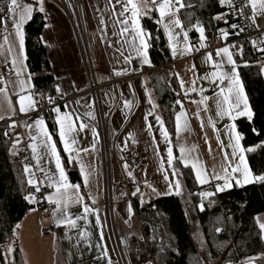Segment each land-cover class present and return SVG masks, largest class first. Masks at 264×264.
<instances>
[{"label": "snow or ice", "instance_id": "1", "mask_svg": "<svg viewBox=\"0 0 264 264\" xmlns=\"http://www.w3.org/2000/svg\"><path fill=\"white\" fill-rule=\"evenodd\" d=\"M221 8L227 6L230 9V14L236 15L243 20L249 21V26L254 30L259 31L261 29L258 18L264 20V0H217ZM200 7L204 6V0H199ZM197 5L194 0H104V7L101 9L99 6L94 8V11L100 12L99 19L100 25H102V36L107 35V29L112 28L111 35L115 37L114 42L112 40H101L102 43H106L109 48L114 49L113 60L115 65H121L120 67H113L112 74L114 76H124L130 73L141 71L136 67H130L133 60L139 61L140 65H148L152 67V61L149 57V49L153 46V40L159 39L158 36L154 37L153 34L142 25V19L153 17V13H157L158 17L155 22L162 26L164 34L168 37V49L171 52L172 58L175 59L179 54L181 56L190 54L193 51L199 52L200 49H208L209 46L206 43L207 37L205 36V26L199 18L193 22V13L188 11L195 8ZM181 10H185V21L187 25L179 17ZM250 10V14L246 12ZM38 11L40 13L45 12V0H35L33 3H23L22 0H2L0 3V27H2L4 33L5 43H9L8 35L10 34L9 24L14 30V36L16 38L15 43H9L8 54L11 56V67L9 73L15 75L16 80H5L4 75L0 74V94L5 96L7 108L5 114H0V120H9L7 128L3 135L9 137L11 140L12 148L9 149L10 155H19L20 149L17 147L21 143L19 133L15 134V138H12L10 133L17 126L25 127L29 130L28 139L29 143L27 147L31 150V159L34 163H27V158H24L23 171L26 176L25 181H21V193L22 198L28 204L39 203L40 200L46 201L49 205H54L52 208V216L55 220L57 227H64V238L69 241L71 248L77 250V254L82 258L83 251L81 246L87 249L89 252L96 249L97 255L93 257L94 260L101 261V264H114L109 251L104 243V228L106 222L102 221L99 215V209L94 207L96 199L93 197L90 190V178L92 171H86L85 166L81 162V153L87 154L90 150H95L96 141L99 139V133L95 124L92 123L96 119L94 115V100L86 102L81 105V99L67 100L68 93L64 91L59 84L54 86L56 95H51L46 92H36L35 86L32 84V74L28 73L25 77L26 60L25 55V33L24 25L30 21L33 17V12ZM104 13H107L105 18ZM229 13L217 12L210 17L216 22L224 21L228 23ZM45 28L48 24L45 23ZM179 29V31H176ZM231 30H237L230 32L227 29H218L220 33V39L226 41L230 34L239 36L245 31V28L237 23L230 24ZM194 31L198 33L199 47H195L189 41V32ZM182 36V42L177 38ZM40 42L47 43L43 37H39ZM252 45L258 51L264 53V33L258 41H252ZM2 47V46H0ZM235 50V51H233ZM13 52L15 53L13 55ZM238 54L241 61L247 66V61H243V45L238 42L227 44L217 47L214 50L209 49L205 52V61L210 63L213 71L207 74L205 77L198 79L207 80L210 79L211 83L216 85L218 91L214 92L216 99V115L220 119L227 118L230 121H234L239 116H246L249 121H252L253 112L249 105L248 96L245 93L244 85L240 79L238 73L239 64L234 58V55ZM9 62L6 61L7 66ZM195 68V65H192ZM264 72V67L261 68ZM173 76L178 81L180 91L176 92L178 97L174 101L172 110L175 118V129L177 137L181 132L182 120L185 121V127L187 122V113L184 108L183 99L190 98V93L197 91L196 80L190 81L188 84L179 77L178 74L173 73ZM59 79V77H57ZM161 79H163L161 77ZM226 82V87H221ZM11 86L14 89L13 94L17 97L16 103L18 105L19 113L28 114L35 112L38 106L46 101L49 105V112L54 113L55 128L50 131L46 125L45 119L42 115H37L31 122L16 121L11 119L16 114V108L13 106L12 101L8 98L7 87ZM73 87L75 84L73 83ZM127 87L131 92L129 98H125L124 93L120 92L119 99L122 101L121 111L127 109L131 111L135 100V92L132 90L131 81L127 83ZM81 91V89H77ZM200 93H203L205 89L200 87ZM107 95V93H105ZM144 95L147 98V102L151 105V109L143 116L145 122V129L152 134L154 125L149 121V116H152L155 124L159 125L160 136L164 139L166 147V165L165 160L160 158V151L158 147H154V154L160 158L159 167L163 172V180L166 187L169 190H174L176 194H180L182 191L180 183V175L182 173L179 170V165L184 167L191 165V171L194 172V179L197 184L213 186L214 191H199L195 195L200 197V202L195 206L199 211L205 210L204 200L208 197H212L215 193L223 192L226 189L233 187V183L236 186L247 185L251 183H264V172L256 174L250 167L245 153L254 152L257 147L264 146V141H261L258 145L248 146L245 148L241 144L243 136L236 130L235 124L230 125L229 144L224 145L222 141H219V151L221 153L220 164L213 165L211 169L205 167L198 157H193L191 152L194 148L186 149L185 147H179L180 156L176 157L173 153V145L170 139V133L165 127V121L162 115L156 112L159 107L153 100L148 89L145 88ZM39 97V100L36 99ZM115 100V94L110 97ZM209 99L208 96H203L200 101L192 100V103L205 104ZM61 101L63 103H61ZM175 105L180 106L179 111H175ZM80 107L87 109L84 113L79 111ZM62 108L64 109L62 111ZM207 110L205 106V111ZM107 116L108 113H105ZM196 118L200 119L199 111L196 113ZM125 119H127V113H125ZM209 123H212L209 120ZM201 128L203 129V121H201ZM85 130L91 132L94 137L92 144L89 147H80L81 133ZM215 131V125H213ZM253 133H257L255 128L252 129ZM58 136L59 144L63 147V152L67 154V163H75L80 165V174L82 177V184H74L70 182L66 173L63 158L57 147V141L54 139ZM133 133L129 132L127 137H132ZM126 137V139H127ZM135 142V141H134ZM152 142L156 144V137L152 136ZM207 144L208 141L206 140ZM126 146V145H125ZM226 148H231V155L226 151ZM211 146L209 145V153L211 154ZM52 160L55 163V172L45 168V163L48 160ZM123 159V157H121ZM124 168L127 171V175L132 179L135 184V178L133 173L128 170L127 163L124 164ZM170 170V171H168ZM94 171V170H93ZM37 173H40L42 178L37 177ZM147 188L151 189L152 193L157 196L168 195V191H158L147 180L143 181ZM47 189L53 191L48 192ZM83 189V191H82ZM126 195V194H125ZM131 195L138 197L141 205L145 203L144 193L140 192L139 187H136L135 191L131 192ZM87 201H91L88 203ZM214 201L209 200V205ZM74 205H79L81 211L79 214L73 215L70 208ZM29 211H35L34 208H30ZM47 211V209H45ZM187 215V212L185 213ZM134 215L132 204L127 206V219L124 223L131 227L130 221ZM90 216L95 217V226L98 230V240L93 243L91 239L93 233L89 230L91 225ZM231 221V216L226 218H217L213 225V231L216 234H220L225 230L224 222ZM256 223L258 225V235L261 241H264V220L260 217H256ZM78 221L84 222V227H81ZM21 227L19 224L15 225L12 230V235L16 236V228ZM75 230V236L70 233ZM136 233H129V236H136ZM196 238L199 241L201 248L203 249L204 240L202 234L197 231ZM140 240H144V236H139ZM151 239H155L153 235ZM74 241V243H73ZM122 243L127 246V238L122 239ZM71 248L67 251L69 260L72 258ZM163 251V249H161ZM176 251L175 249H173ZM13 246L10 244L5 248L2 258H0V264H10V257L13 253ZM209 259L201 261V264H211L212 253L207 254ZM14 264V261L11 262ZM57 264H61L59 249H57ZM147 264H153L151 260L147 261ZM225 264H231V258L226 260ZM241 264H264V253H260L255 256H249L244 259Z\"/></svg>", "mask_w": 264, "mask_h": 264}, {"label": "crops", "instance_id": "2", "mask_svg": "<svg viewBox=\"0 0 264 264\" xmlns=\"http://www.w3.org/2000/svg\"><path fill=\"white\" fill-rule=\"evenodd\" d=\"M23 3H33L35 0H22ZM99 6L101 9L104 7V0H80L79 6V15L81 19V23L87 38V42L92 45L91 55L93 59V63L96 67V72L100 83L103 86V90L107 93V102L108 104L114 103L117 100L119 101L118 107L114 114L111 117L108 127V137L111 147V155L109 160V171L111 175V181L114 185V188L120 187V183L124 177H129L127 175V171L124 168V164L127 163L128 170L131 171L128 161L129 156L132 152L138 151L140 152L145 160L144 167L137 173H133L136 183L132 188V191L136 190V187H139L140 192L144 193L145 203H149L153 199H157L160 197H168L172 195L182 196L185 192V186L183 182L180 180L182 191L180 194H176L174 190H169L166 187L165 181L163 180V172L159 167L160 158L165 160V169H167L166 165V147L167 145L164 142V139L160 136L159 125L155 124V121L152 116H149V121L154 125L152 134L145 129V122L143 116L149 112L151 109V105L147 102V98L144 95L145 88L148 89L151 94L154 102L158 105L154 91L150 86V77L151 73H155V68L149 67L148 65H140L139 61L134 59L130 67H136L141 69V71L130 73L129 75L124 76H114L112 74L113 67H120L121 65H115L113 60L114 49L109 48L106 43H102L101 40H112L114 42L115 37L111 35L112 28L109 27L107 29V35L102 36L101 29L102 25L99 23V19L101 16L100 12L94 11V8ZM38 11L33 12L34 14ZM40 13V12H39ZM44 16L45 23L48 24L47 28H43L42 37L44 41L47 43H42L45 47H47L48 53V62L50 69L44 70L42 73L45 75L51 76V84H42L41 89L36 88V83L34 82V75L31 73L29 65H28V55H27V47H26V34H25V55L26 60L24 61L26 65L25 69V77L28 73L32 74V84L35 86L36 92H46L51 95H56L54 91V86L59 84L61 88L68 93L67 96L77 95L83 92L87 88V77L85 73V69L83 66L82 52L79 46L78 37L75 31V26L68 15V13L62 8V6L53 0H45V12L41 13ZM156 18L158 17L157 13H154ZM185 10H181L179 13V17L182 21L185 22ZM105 18H107V13H104ZM33 19V17H32ZM31 19V20H32ZM28 21L24 25V33L26 25L31 22ZM142 22V21H141ZM159 25V24H158ZM186 25V24H185ZM166 43L168 45V37L164 34L163 28L159 25ZM9 35L8 41L9 43H15L14 30L11 28L9 24ZM179 31V29H176ZM195 37H191L189 32V41L195 47H199L198 43V33H195ZM182 42V36L177 38ZM192 39L197 40V43H193ZM9 43H5L4 33L2 27H0V74L4 75L5 80H16L15 75L9 73V68L11 67L10 61L11 56L8 54ZM154 46L149 49V57L150 51ZM168 48V46H167ZM171 57V61L174 62L173 66L169 68L170 73L178 74L180 78H182L186 84H188L192 80H196V88L197 91L194 93H190L194 97L183 101L184 108L187 113V122L186 127L185 121L182 120V127L179 137H177L176 129L174 133H171L165 123V127L168 129L170 133V139L173 145V153L174 156L179 157V147L183 146L186 149L194 148V151L191 152L193 157H198L199 161L208 169L215 164L217 167L220 164L221 153L219 151L218 138L219 141H222L226 146L229 144V135H230V125L235 124L236 120L247 118L246 116H239L234 121H230L227 118L220 119L217 117L216 112V99L214 96V92L218 91L216 85L211 83L210 79L202 80L198 79L201 77H205L213 68L210 63L205 61V49H200L199 52L193 51L190 54H185L183 56L177 55L175 59L172 58L171 52L168 49ZM15 53L13 52V55ZM235 58V57H234ZM151 59V58H150ZM8 61L9 63L5 64ZM195 65V68L192 67ZM260 68V74L264 81V72L261 71V68L264 67V58L261 59L258 63ZM239 73V68L237 69ZM40 76V74H37ZM173 76V75H172ZM240 76V74H239ZM59 77V79H57ZM175 79L178 92L180 91L179 84L175 76ZM241 79V77H240ZM131 81L132 90L135 92V103L129 112L125 109L123 112L121 108L123 106L122 101L119 99L120 92L124 93L125 98H129L131 96V92L127 87V83ZM242 81V79H241ZM73 83L75 87H73ZM243 83V81H242ZM244 85V84H243ZM221 87H226V82ZM0 87H4V85H0ZM203 87L205 91L200 93L199 89ZM77 89H81V91H77ZM245 90V87H244ZM14 89L11 86L7 87L8 98L12 101L13 106L16 108V114L11 118L15 117L19 113L18 105L16 103L17 97L13 94ZM245 93L247 94L246 90ZM115 94V100L110 99ZM203 96H208L209 99L205 102V104H197L192 103V100L200 101ZM248 96V94H247ZM39 100V97H36ZM176 99V98H175ZM92 99L87 96H83L81 99V105L86 102L91 101ZM249 105L250 100L248 97ZM178 106L177 111L180 110V106ZM205 106L207 110L205 111ZM7 108V104L5 101V96L0 94V114H5V110ZM252 109V107H251ZM64 109L62 108V111ZM79 111L84 113L87 111L84 107H80ZM199 111L200 119L196 118V113ZM156 112L162 115L160 108L156 109ZM253 112V110H252ZM125 113H127V119H125ZM54 113H47L45 115V122L50 131L48 121H52L54 123ZM211 120L212 123H209ZM5 120H0V124L6 122ZM201 121H203V129L201 128ZM94 122V121H93ZM213 125H215V131L213 130ZM174 127H175V118H174ZM25 134L28 137L29 130L24 127ZM237 130V127H236ZM238 131V130H237ZM131 132L133 133L132 137H127V134ZM156 137V144L154 145L152 142V136ZM127 137V139H126ZM81 143L80 147H89L94 137L91 135V132L85 130L84 133H81ZM54 139L57 141L58 150L61 153L63 158L64 166L66 169V173L69 177L70 182L71 177L69 172L72 170L78 171L80 176V181L74 184H82V177L80 174V165L75 163V160L72 164L67 163V154L63 152V147L59 144L58 136L57 138L54 136ZM100 138L96 141L95 150H90L86 155L81 153V162L85 166L86 171H92V175L90 178V190L96 199V204L94 207L99 209V215L102 221L106 222V227L104 228V236H105V245L109 251V255L113 260L114 264H119L116 259L115 248L113 246L112 235L108 234L107 230L109 226V219L107 215V203H106V167H108V162L105 160V157L100 149ZM208 141L206 144L205 141ZM135 141V142H134ZM242 144V141H241ZM126 145V146H125ZM209 145L211 146V154L209 153ZM154 147H158L160 151V158L154 154ZM226 151L231 155V148H226ZM246 155V153H245ZM123 157V159H121ZM247 159V156H246ZM248 160V159H247ZM34 163V162H33ZM182 165V164H180ZM45 168L50 170L51 172H55V163L52 160H48L45 163ZM183 166V165H182ZM184 167V166H183ZM191 169V165L188 167ZM94 170V171H93ZM170 171V170H168ZM194 175V172H192ZM41 176L40 173H37V177ZM180 179V177H179ZM147 180L150 184H152L158 191L164 192L168 191V195L157 196L155 193L151 192L150 188H147L143 181ZM215 182H213L214 184ZM197 184V183H196ZM253 184V183H251ZM247 185L236 186L233 183L232 188H241ZM198 187L203 188L209 185H199ZM230 188V189H232ZM230 189H226L228 191ZM119 191H115L114 193V217H115V228L116 233L122 239L127 238L128 249L132 258L134 256L139 255V251L143 250L144 240H140L139 236H143L142 225L136 213V208L134 204V199H136L141 205L139 198L134 197L129 193L126 189H118ZM53 191L49 189L48 192ZM83 191V189H82ZM223 191V192H225ZM222 192H219L220 194ZM126 194V195H125ZM91 203V201H87ZM131 203L134 211V215L130 221L131 227L124 223V220L127 219V206ZM38 205V203L34 204ZM70 211L73 215L79 214L81 209L79 205H74L70 208ZM257 217H260L264 220V213L259 214ZM91 225L89 230L93 233L91 239L93 243L98 240V230L95 226V217L90 216ZM81 227H84L83 221H78ZM20 230L18 233L19 238V248L22 253L25 264H57V249H59L60 261L61 264H101V261L94 260L93 257L98 253L95 248L91 252L81 246V250L83 251V257L81 258L77 254V250L75 248H71L69 241L64 238L65 229L64 227H57L55 220L52 216V212L48 213L45 211H40L37 207L35 211H31L23 220L20 225ZM52 226H55L59 229L58 232L49 231V233L45 234V229H50ZM129 233H136V236H129ZM197 233V232H196ZM200 233V232H199ZM70 235L75 236V230H73ZM196 237V235H195ZM197 239V238H196ZM74 243V241H73ZM199 243V241H198ZM11 244V243H10ZM9 244V245H10ZM200 244V243H199ZM14 249V245L11 244ZM8 246V245H7ZM71 248L73 253L72 258L69 260L67 256V251ZM145 253V252H142ZM13 254L10 257V263L13 261ZM223 261V260H221ZM138 264V263H134ZM147 264V263H144ZM214 264V263H211Z\"/></svg>", "mask_w": 264, "mask_h": 264}, {"label": "trees", "instance_id": "3", "mask_svg": "<svg viewBox=\"0 0 264 264\" xmlns=\"http://www.w3.org/2000/svg\"><path fill=\"white\" fill-rule=\"evenodd\" d=\"M194 3L197 6L188 10L193 13V22L199 18L206 31H216L214 20L210 22V17L217 12H224L226 6L221 8L217 0H204L203 7H200L199 0H194ZM155 20L154 13L151 19L147 17L142 19V25L154 37H159L153 40L154 47L150 51L152 65L156 69L155 73H151L150 86L154 91L163 120L169 131L174 133L172 106L178 86L167 67L171 62L170 53L164 35ZM185 24L187 25V21ZM44 25V16L36 12L25 27L28 65L38 89L43 88V83H52L51 76L42 75L44 70L50 69L47 47L39 40ZM190 35L196 36L194 31H191ZM239 44L243 45V61H247V66L238 54L234 57L239 64V74L250 100L253 118L252 121L247 118L236 120V127L243 136L242 145L247 148L264 141V81L248 45L245 42ZM44 103L45 101L40 105ZM177 109L178 106L175 105V111ZM48 123L53 131L55 124L52 121ZM6 128L0 125V258L7 245L11 243L14 245V264H25L19 248L20 227L16 228L15 237L12 235V230L15 225H21L31 212L29 209H36L37 205H30L22 198L21 181H25L26 190V176L23 165H15L10 161L9 149L12 148V144L9 137L3 135ZM253 128L257 133H253ZM10 135L14 138L12 134ZM246 156L256 174L264 172V146L257 147L254 152L246 153ZM179 170L182 173L180 180L185 186L182 196L160 197L143 206L139 205L136 199L133 200L145 237L143 250L139 251L137 257L132 258L133 264H144L149 260L153 264H201V261L209 259L207 255L209 252L212 253L211 263L225 264L226 260L231 258V264H241L246 257L264 253V241L259 239V229L255 219L259 214L264 213V183L235 187L208 197L204 200L205 210L201 212L195 207L200 202V197L195 194L203 191L205 187L197 186L191 169L179 165ZM69 175L72 182L80 181L78 171L72 170ZM209 200L214 203L209 205ZM229 215L232 219L230 222L225 219L223 225L225 230L216 234L213 225L217 218H226ZM197 231L202 234L203 249L195 237ZM153 235L154 240L151 239Z\"/></svg>", "mask_w": 264, "mask_h": 264}, {"label": "built area", "instance_id": "4", "mask_svg": "<svg viewBox=\"0 0 264 264\" xmlns=\"http://www.w3.org/2000/svg\"><path fill=\"white\" fill-rule=\"evenodd\" d=\"M57 1L62 6V8L68 13L73 24H75L76 16L79 15L78 10L76 13L74 6H73V2H75V1L74 0H57ZM0 3H2V0H0ZM238 3H239V0H238ZM246 12L248 14H250V10H246ZM224 13H229L227 24H225L224 21H220V22L214 21L216 31H211V30L205 31V36L207 37L206 43L209 46L208 49H205V52L209 49L214 50L217 47L223 46L225 43L232 44V43H236V42H238V43L239 42H245L248 45V48H249L252 56L255 58L256 64H258L260 59L264 58V53L258 51L256 48H254L252 45V41H254V40L258 41L259 38L261 37L262 33H264V20H260L258 18V23H260L261 29L259 31H257V30H254L252 27L249 26V21L243 20L236 15L230 14V9L227 6H226V10L224 11ZM232 23H237V24L241 25L242 27L245 28V31L243 33H241L239 36L234 35V34H230L226 41L221 40L219 38L220 33L218 32V29L224 28L227 30L228 29L231 30L230 24H232ZM231 31H238V29L237 30H231ZM192 42L197 43V40L192 39ZM79 44H80V49H81L82 56H83V62L87 68L86 70H87V75H88L90 87L88 89H85L83 92H81L77 95L67 96V97H65V99H67V100L79 99L80 96H82L84 93H88V92H91L93 94V96L95 97L94 98L95 99L94 100L95 105L98 106V108L100 110V115L98 116L100 118V120H99L98 124L94 123L93 121H92V123L95 124V126L97 128V131H98L99 136H100L102 148H105L104 147L105 146L104 133H105V130L109 127V122L111 120L112 115L114 114V112L116 111V109L118 107L119 101L117 100L114 103L110 102V104H108V107L105 108L104 100H107V95H105V92H104V100H103V97L101 96L103 86L100 84V82H98L97 74L94 70L93 62H92V58H91V54H90V49L92 48V45H89L87 41H81V40L79 41ZM153 46H154V43H153ZM173 64H174V62L171 61L170 63L167 64V67L170 68L173 66ZM193 97H194L193 95H190V98H185V99H183V101H186V100L191 99ZM177 98L178 97L176 96V99ZM61 103H63V102L61 101ZM48 109H49V105L45 101V103L43 105L38 106L37 111L28 113L26 115L25 114H17L15 117H13L11 119L16 120V121H23V122L31 123L36 118L37 115H42L45 118V115L47 113H50ZM106 110L108 111L107 116L105 115ZM8 123H10L9 120L1 123L0 125L7 127ZM16 133H19V136L21 139L20 145L17 146L20 149V152H19V155H16V156L10 155V161L15 165H23V162H25L24 158L26 157L27 163H30V164L33 163L32 159H31V150L27 147V145L30 141H29L27 135L25 134L24 127L17 126L14 130L11 131L10 134H12L13 137L15 138ZM109 157H110V154H109ZM109 160H110V158H109ZM128 164H129V167L133 173L139 172L144 167V164H145V160H144L143 155L138 151L132 152L129 156ZM38 178H42V176H38ZM110 185H111V189H110L111 192H109L110 190L108 191L109 192L108 193L109 199L112 198V196H114L115 191H119L118 189H120V190L126 189L129 193H131V190L134 187V183L132 182V179L129 177H124L122 179V182L119 184L120 187L118 186L117 188H114L112 181H111ZM204 190L214 191V184H213V186H206L203 189V191ZM47 191H49V189H47ZM215 195H218V193H215ZM53 207H54V205H49L46 201H43V200H40V202L37 205V208L40 211H45V209H47V211H45V212H48V213L52 212ZM51 230L55 231V232L59 231L58 228H56L55 226H52L50 229H45L44 233L47 234ZM115 238H116L117 244H118V246L115 247L118 263L119 264H131L128 256L125 255V251L127 250L128 244H127V246H125V244L122 243V238L116 234H115ZM241 262H243V261H241Z\"/></svg>", "mask_w": 264, "mask_h": 264}, {"label": "rangeland", "instance_id": "5", "mask_svg": "<svg viewBox=\"0 0 264 264\" xmlns=\"http://www.w3.org/2000/svg\"><path fill=\"white\" fill-rule=\"evenodd\" d=\"M53 1L58 2L57 0H53ZM74 1L76 2L77 10L79 12L80 0H74ZM74 26H75V31H76V34H77V37H78V42L80 40L81 41H88L87 38H86L85 32H84L82 23H81L80 15L76 16ZM79 46H80V44H79ZM91 49H90V54H91ZM91 58H92V55H91ZM82 59H83V56H82ZM92 62H93V59H92ZM83 66H84L86 77H87V80H88L86 89H88L90 87V83H89V79H88V75H87V70H86L87 68H86L84 62H83ZM93 67H94V70L96 72V67H95L94 63H93ZM96 74H97V72H96ZM97 78H98V76H97ZM98 82H100L99 79H98ZM83 96H87V97H90L92 100H95L94 99L95 97L93 96V94L91 92L84 93L82 96H80V98H82ZM101 96L103 97V100H104V90L103 89H102ZM104 106H105V108L108 107L107 100H104ZM98 110H99L98 106H96L95 103H94V115L96 117V119L94 120V123H97V124L99 123V120H100V118L98 117L100 115V110L99 111ZM107 112L108 111L106 110V113ZM104 137H105L104 138L105 139V146H104L105 148H102L101 140H99V143H100V149H101V151H102V153H103V155L105 157V160H107L106 162H108L107 163L108 167H106V197H105L106 198V203H107V215H108V219H109V226L107 225V227H108L107 232H108V234H111V235L113 234L112 235V239H113V246L115 248V247L118 246L117 240L115 238V234L117 235L116 228H115V217H114L115 216L114 215L115 203H114V196H112V198L109 199V195H108V193L111 192V190H110L111 189V185L110 184H111V180H112L111 179V175H110V171H109V158H110L109 154L111 155V147H112V145L110 144L109 137H108V128H107V133H104ZM99 138H100V136H99ZM115 254H116V251H115ZM125 255L128 256L130 263L133 264L132 257L130 255L128 246H127V250L125 251ZM116 259H117V254H116ZM117 262H118V259H117Z\"/></svg>", "mask_w": 264, "mask_h": 264}, {"label": "bare ground", "instance_id": "6", "mask_svg": "<svg viewBox=\"0 0 264 264\" xmlns=\"http://www.w3.org/2000/svg\"><path fill=\"white\" fill-rule=\"evenodd\" d=\"M73 6H74V9H75V11H76V13H77V5H76V2H73ZM104 120V119H103ZM107 132V129L105 130V133Z\"/></svg>", "mask_w": 264, "mask_h": 264}]
</instances>
